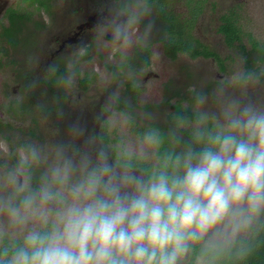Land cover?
Listing matches in <instances>:
<instances>
[{
    "label": "flooded vegetation",
    "instance_id": "af4514ba",
    "mask_svg": "<svg viewBox=\"0 0 264 264\" xmlns=\"http://www.w3.org/2000/svg\"><path fill=\"white\" fill-rule=\"evenodd\" d=\"M206 5L205 0H0V68H13V79L0 81L1 212L10 214L15 208L22 213L34 205L59 211L65 174L71 173L77 185L105 165L117 176L130 172L149 180L159 172L162 132L166 133L163 141L170 138L175 151L199 152L204 146L197 134L217 131L200 103L219 83L207 80L200 90L188 88L192 74L183 82L176 76L178 69L181 73L186 68L181 63L184 58L215 63L217 76L223 78L225 62L240 57L242 63L230 83L232 90L243 87L235 115L245 107L255 110L260 55L251 44L249 48L244 44L234 11L220 12L216 3L209 4L214 11L207 19L206 34L213 37L206 39L211 38L216 47L224 45L230 55L222 58L218 48L204 43L197 30ZM223 17L241 32V40L233 45L222 32ZM188 21H193L189 28ZM181 28L189 32L185 39L190 36L195 41L193 48L199 54L194 57L178 47L166 49ZM96 64L99 70L93 67ZM101 72L107 73L105 84L99 78ZM84 79L88 82L83 83ZM88 90L93 92L91 98ZM147 90L151 95L141 97ZM116 114L126 118L136 144H151L152 157L138 148L117 154L121 139L111 124ZM43 190L52 199L42 201ZM29 195L35 198L26 208L23 202ZM263 217L264 210L235 237L213 239L209 234L197 243L216 248L249 238V229ZM28 226L25 232L15 228L12 236L0 234L1 251L4 246H22L31 231L52 230L50 225L38 230ZM189 256L188 252L179 264L190 263ZM198 260L207 263L196 258L193 264Z\"/></svg>",
    "mask_w": 264,
    "mask_h": 264
},
{
    "label": "clouds",
    "instance_id": "9594fccd",
    "mask_svg": "<svg viewBox=\"0 0 264 264\" xmlns=\"http://www.w3.org/2000/svg\"><path fill=\"white\" fill-rule=\"evenodd\" d=\"M217 128L197 134L199 152L166 158L149 180L117 176L107 165L92 172L72 189L59 223L29 232L0 264H179L190 243L235 237L264 210V113L245 107ZM40 198L52 196L43 190ZM9 211L23 223L17 209Z\"/></svg>",
    "mask_w": 264,
    "mask_h": 264
},
{
    "label": "rangeland",
    "instance_id": "374dc122",
    "mask_svg": "<svg viewBox=\"0 0 264 264\" xmlns=\"http://www.w3.org/2000/svg\"><path fill=\"white\" fill-rule=\"evenodd\" d=\"M207 4V9L205 11V15H203L202 19L198 24V34L202 35L203 42L207 44H213L214 48L219 49L220 56L226 57V55H230V52L227 51L224 45H220L216 47V43L213 42L211 39L213 36H207L208 30L207 28V19L210 18L212 12L211 3H216L219 5V11H226L233 10L234 16L238 20V24L242 27V34L244 35L243 41L244 44L249 48L250 45V38L247 36L249 35L253 41H256L264 46V0H205ZM210 6V7H208ZM238 7V8H237ZM206 14L208 17H206ZM207 37H211L208 40ZM220 44V42H219ZM220 57V59H221ZM155 58V57H154ZM158 65L161 66V63L157 58ZM182 66L185 65L186 68H181V73L179 69L177 70V78L183 82L188 80V75L192 74V78L188 80V88L195 87V89H201L207 80L216 81L219 84L214 85L215 88L212 93H209L205 96L200 103V107L206 112L207 118L213 120L216 130H218L217 125H226L229 119L235 115V110L237 109L238 105L242 100H240V92L243 87L240 88H230L231 78H233L238 70L239 65H241V58L234 57L233 61H226L225 64L227 66L224 77L220 78L216 74V64H210L209 61L203 62L199 60L189 61L187 58L182 59L181 61ZM97 65V64H96ZM87 66V65H86ZM84 66V68L86 67ZM212 67L213 72L207 70L208 68ZM96 67V69H100V67ZM229 71L233 73L231 77ZM13 68L3 69L0 68V81H10L13 79L12 77ZM99 78L103 84L108 81L107 73L101 72L98 73ZM97 74V75H98ZM258 78V85H259V93L257 96V103L255 107V111L259 113H264V61L260 65V70L257 73ZM100 80H97L98 82ZM72 82L70 86L74 87L75 80L73 78L70 79ZM237 87V86H236ZM89 92V93H88ZM87 96L91 98L93 92L88 90ZM146 94L149 96L151 95V91L147 90L143 91L140 96L144 97ZM1 95V94H0ZM250 105V104H249ZM253 105V104H251ZM139 114H142L139 112ZM225 114V115H224ZM149 119L154 120L156 119L155 116H151ZM111 124L115 127L119 138L121 139L118 146H117V154L120 155L121 149H134L138 148L141 151H145L147 157H152V147L151 144H147L145 142L136 144L134 139L131 137L130 133L127 131L128 125L127 120L125 117H122L118 114L115 115L114 118L111 119ZM23 126L26 127L27 123H23ZM39 151V148H37ZM24 159V158H23ZM154 160V158H151ZM71 174V173H70ZM67 174V179H63V189H61L59 195L63 200L62 209L59 211H48L44 210L43 207L39 205H34L30 209L25 212L19 213L21 217H24L23 223L18 226V220L14 221L11 214H5L0 211V234L6 233L12 236L16 234L13 232L15 228L20 229L21 232H25L28 229V225L32 227L33 230H38L43 227L50 225L53 229L59 223L60 217L62 216L63 212L73 202L72 197V189L76 186V183L73 179V176ZM78 185V184H77ZM4 197L2 191V185L0 182V208L3 207ZM4 208V207H3ZM2 208V209H3ZM46 218V222L45 219ZM195 264H204L203 261L198 260Z\"/></svg>",
    "mask_w": 264,
    "mask_h": 264
},
{
    "label": "trees",
    "instance_id": "16d2710c",
    "mask_svg": "<svg viewBox=\"0 0 264 264\" xmlns=\"http://www.w3.org/2000/svg\"><path fill=\"white\" fill-rule=\"evenodd\" d=\"M200 10V5H198L197 12ZM224 18V24L222 25V32L226 35L229 40L228 43L233 45L234 42L241 40V32L238 27L227 17ZM164 19L167 21L168 18L164 15ZM188 28L192 26L193 21H188ZM174 26H171L173 28ZM178 37H171L169 41L165 44L166 49L177 48L180 52L187 53L194 57L199 52L193 48L195 41L187 37L189 32H185L183 28L178 29V33H175ZM250 44L252 49L256 50L260 55L261 63L264 61V46L260 45L258 42L253 41L249 35ZM83 83H87L88 79L82 80ZM190 114V111H187ZM215 132V131H214ZM166 133L162 132L159 137V141L162 143L158 150V156L160 159L159 171L164 169L166 158L171 157L173 160L177 155L183 156L184 153L177 152L174 150L173 145L170 143V138H165ZM164 137V138H163ZM178 140V139H176ZM204 146V144H203ZM186 148V147H185ZM176 149V147H175ZM197 149V147H196ZM177 150V149H176ZM198 152V151H196ZM169 167L168 171H172L171 161H168ZM183 169H180L179 174L181 175ZM251 236L249 238H238L233 242L226 245H218L216 248H210L196 243H190V263L196 258L202 259L206 264H264V217L260 222L256 223L250 229ZM5 249L9 250V253L14 249L12 247L4 246ZM4 251L0 249V256L3 255ZM5 260H7L5 258Z\"/></svg>",
    "mask_w": 264,
    "mask_h": 264
}]
</instances>
